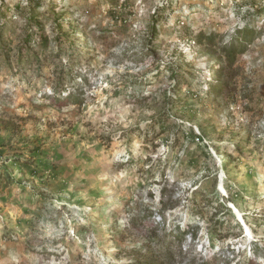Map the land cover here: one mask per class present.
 Wrapping results in <instances>:
<instances>
[{"label": "rangeland", "instance_id": "374dc122", "mask_svg": "<svg viewBox=\"0 0 264 264\" xmlns=\"http://www.w3.org/2000/svg\"><path fill=\"white\" fill-rule=\"evenodd\" d=\"M145 248L264 264V0H0V264Z\"/></svg>", "mask_w": 264, "mask_h": 264}, {"label": "trees", "instance_id": "16d2710c", "mask_svg": "<svg viewBox=\"0 0 264 264\" xmlns=\"http://www.w3.org/2000/svg\"><path fill=\"white\" fill-rule=\"evenodd\" d=\"M30 19H32V17ZM252 34H253V31L251 29L244 28V29L240 30L238 33V36L234 40H232V43L230 44L229 48H227L226 50L223 49V51L225 53L224 55H226V58L228 59L229 62H232L235 59L236 54H238L241 51L240 48L242 47V44L245 43V41L250 42L252 40V38H253ZM31 36H32V33H30L29 37L31 38ZM194 39L198 44H202L204 41H206L207 44L211 43V35L205 36L202 33H198ZM46 43H47L46 38L41 39V44L36 46L35 50H40L41 52H44L46 50V47H45ZM43 44H44V46H42ZM236 44H238V45L236 46ZM33 54L34 53H31V55H33ZM33 58L36 62H38L37 56L33 55ZM20 63H23V62L20 61ZM216 76H218L216 78H219V79L223 78L222 74H219V73H217ZM219 83H220V81H217L216 84H218V85L211 87V89H213V94H217L221 90L222 84L219 85ZM68 97H70V96H67V98ZM144 252L145 253L143 255H141V257H142V263L141 264H155L156 262L154 260L152 261V257H153L152 252L153 251H150L148 248H145Z\"/></svg>", "mask_w": 264, "mask_h": 264}]
</instances>
